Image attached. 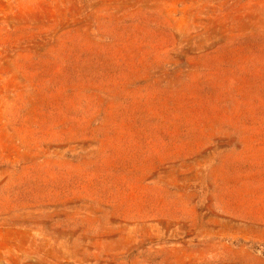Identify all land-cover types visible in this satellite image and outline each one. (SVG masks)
Returning a JSON list of instances; mask_svg holds the SVG:
<instances>
[{"label": "rangeland", "instance_id": "rangeland-1", "mask_svg": "<svg viewBox=\"0 0 264 264\" xmlns=\"http://www.w3.org/2000/svg\"><path fill=\"white\" fill-rule=\"evenodd\" d=\"M0 264H264V0H0Z\"/></svg>", "mask_w": 264, "mask_h": 264}]
</instances>
